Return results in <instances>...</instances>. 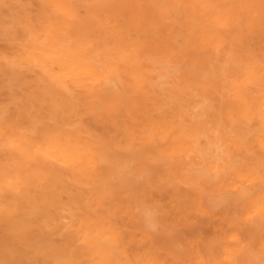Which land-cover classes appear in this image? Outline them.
I'll list each match as a JSON object with an SVG mask.
<instances>
[{"label":"bare ground","instance_id":"1","mask_svg":"<svg viewBox=\"0 0 264 264\" xmlns=\"http://www.w3.org/2000/svg\"><path fill=\"white\" fill-rule=\"evenodd\" d=\"M245 1L236 0L231 9L244 15ZM228 5L0 0V207L15 209L19 202L31 214L28 221L22 214H0V264H19L21 232L28 227L38 233L27 247L34 262L49 264L63 255L66 211L77 215L75 235L83 228L96 237L95 243L78 240L83 251L72 256L69 248L70 258L264 264L258 204L264 195V59L246 49ZM38 20L44 23L38 26ZM110 77L118 87L108 85ZM54 83L60 85L55 95L45 89ZM69 90L78 96L74 103ZM117 94L133 98L135 109L125 104L132 121L124 123L123 145L109 150L82 126L78 116L85 110L76 103ZM137 142L143 151L135 149ZM158 161L164 175L152 167ZM48 165L66 179L50 180ZM6 170L11 186L2 179ZM242 188L257 190L247 204L220 200L235 198ZM50 202L53 217L47 214ZM123 202L127 208L118 209ZM146 214L159 231L146 228ZM197 218L207 224L191 237L172 230ZM232 221L239 226L233 229ZM57 234L61 253L53 246ZM41 242L52 255L35 254Z\"/></svg>","mask_w":264,"mask_h":264},{"label":"rangeland","instance_id":"2","mask_svg":"<svg viewBox=\"0 0 264 264\" xmlns=\"http://www.w3.org/2000/svg\"><path fill=\"white\" fill-rule=\"evenodd\" d=\"M235 1L236 0H228V13L229 15L234 16L235 18L238 17L237 31L239 35H241L242 41L245 44L246 49H248L255 58H258L259 61H261L264 59V0H246L244 4L246 12L244 13V15H239L236 10L231 9V4ZM145 78L151 79V77L148 76H145ZM1 84L2 79H0V86ZM70 97L73 103L77 101L78 96L73 92H71ZM133 100V98L129 100L124 95L117 94L114 98H109L105 96L103 102L88 100L86 103H76V105L79 106V109L85 110V114L79 115L78 119L80 120L82 126L86 130H88L91 135H94H92V137L95 138L96 141L99 140L103 148L110 150L112 146L119 147L123 145L124 142V123L132 121V117L126 115L124 107L127 103L130 108L135 109ZM72 102L66 103V106L70 108L72 106ZM95 108L99 110L97 111ZM91 125L93 128L91 127ZM142 148L141 145L137 142L135 149L143 151ZM150 150L151 153L155 155L154 152H152V150L154 151V149ZM156 158L159 159V157ZM173 165L182 168V166L177 163H173ZM162 166L163 163L158 161V163L154 164V166L152 167L154 168V171L164 175L165 171H163ZM51 203L52 202L48 203L47 214L53 217L54 207ZM122 208L123 210L127 208L126 202H123L118 206V209L122 210ZM206 224V218H197L192 221L191 226H189L188 228H184L183 224L181 222H178L177 225H175L177 227L174 226L172 230L176 233V235L180 234L184 237H191L194 230L196 231V229L205 227ZM178 227L180 232L178 231ZM59 235L60 234L55 235L53 246L55 251L61 253L63 250V246L62 243L59 241ZM37 236L38 233L33 227L25 228L21 232L20 244L24 252L18 255L19 264H32V262H34L32 257L28 254L29 252L27 250V247H29V242H32V245L35 243Z\"/></svg>","mask_w":264,"mask_h":264},{"label":"snow or ice","instance_id":"3","mask_svg":"<svg viewBox=\"0 0 264 264\" xmlns=\"http://www.w3.org/2000/svg\"><path fill=\"white\" fill-rule=\"evenodd\" d=\"M69 7L75 8L76 6L72 5ZM43 23H44V21H42V20L37 21L38 26L40 24H43ZM100 70L104 71V67L101 66ZM107 83L110 87L116 88V87H118L119 81L110 77ZM59 88H60V85L58 83H54L51 85L45 84V89L53 92L54 95H55V90L59 89ZM68 95H71L70 90L68 92ZM53 139H55V136H53ZM261 172H262V174L260 176V189H259V191L264 193V168H262ZM42 175H43V173H42ZM47 175H48L49 179L53 180V181L63 182L66 179L63 176L62 170L56 168L54 165H48ZM2 179H3V181L7 182L10 186L13 183V179H12L10 171L6 170L5 173L3 174ZM256 191L257 190L255 188H253V189L242 188L241 191L238 193V195L235 198L224 196V197H221L220 200L225 201V202L235 201V203L237 205L247 204L256 195ZM5 196L7 197V192L5 193ZM258 204H259V207L261 209V212L264 213V195L261 196V199L259 200ZM0 214H5V215H21L22 214L23 219L25 221H28L31 219V214H29L28 209H26V208L21 209L19 207V202H17V207L15 209L8 204H5L3 207H0ZM65 215L70 217L69 220H65V222H64L65 228L68 231L69 235L62 237L61 242L67 241V247L64 248L63 255L54 256L53 260L50 261L49 264H95L94 261L89 262L87 260H80V259H75V258L69 257V253H68L69 248L72 250V256H75L77 253L83 251L82 248L77 247V241L78 240L80 241L81 244L95 243L96 237H93L91 235L90 231L88 233H85L83 228H81L79 230L81 233L80 236L75 235L74 232H75L76 224H77V215L73 211H66ZM144 223H145L146 228L148 230L150 229V231L153 233L160 230L159 225L156 223V221L154 220L152 215L145 217ZM231 223H232L233 229L239 226V224L236 221H232ZM59 230H60L59 228L56 229V231H59ZM165 231H168V229H165ZM28 246L31 247L32 242H29ZM34 251H35V254L37 256H42V255L46 256V255H52L53 254V249L50 248L48 246V244L44 243V242L37 244ZM170 251H172L174 254H177L175 249H170ZM32 264H40V261L37 260L35 262H32ZM165 264H188V261L181 259V260H178L175 262H171V261L165 262Z\"/></svg>","mask_w":264,"mask_h":264},{"label":"clouds","instance_id":"4","mask_svg":"<svg viewBox=\"0 0 264 264\" xmlns=\"http://www.w3.org/2000/svg\"><path fill=\"white\" fill-rule=\"evenodd\" d=\"M149 215H151V214H146V216H149Z\"/></svg>","mask_w":264,"mask_h":264}]
</instances>
